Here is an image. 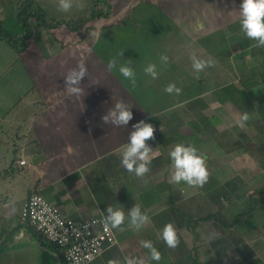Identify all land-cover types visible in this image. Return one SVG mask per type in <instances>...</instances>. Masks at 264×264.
Masks as SVG:
<instances>
[{
	"label": "rangeland",
	"instance_id": "374dc122",
	"mask_svg": "<svg viewBox=\"0 0 264 264\" xmlns=\"http://www.w3.org/2000/svg\"><path fill=\"white\" fill-rule=\"evenodd\" d=\"M27 1L0 0L3 28L15 37L23 32L18 14ZM32 1L34 11L70 24L48 31L30 20L28 46L46 31L50 40L59 39L57 45L63 49L76 44L78 49L88 47L96 59L88 61L93 71L82 78L78 96L67 91L63 77L40 82L36 76L37 85L48 90L43 101H51L52 109L47 116L56 110L57 115L83 118L91 116V105L83 113L79 102L113 105L122 100L133 113L129 122L144 120L155 128V139L147 141L154 156L150 171L139 177L147 188L119 191L120 200L127 202L122 206L126 217L134 206L128 202L140 198L137 205L147 210L150 219L137 230L128 226L126 218L124 233L117 236V251L93 264H126V257L144 258L147 264H196L195 259L200 264H264V47L255 46L256 41L241 31L242 0H107L112 16L92 20H88L92 12L102 7L96 0H72L67 12L59 10V0ZM11 48L0 39V109L8 107L7 101L17 102L28 87L14 57L17 51ZM39 51L27 47L19 54L27 52L36 65ZM193 54L216 63L197 73ZM162 55L168 57L166 63ZM112 59L116 67L110 70ZM150 63L156 65V79L144 71ZM121 65L134 70L135 85L119 73ZM169 83L181 89L179 95L164 91ZM61 103L70 108L61 110ZM244 113L249 119L241 126ZM128 136L113 142L125 144ZM177 143L194 145L205 156L209 178L202 187L169 182L173 172L169 151ZM155 198L158 204L149 205ZM213 214L218 221H199ZM169 222L180 236L175 249L161 237ZM142 240H151L161 252L159 262L149 259Z\"/></svg>",
	"mask_w": 264,
	"mask_h": 264
},
{
	"label": "crops",
	"instance_id": "0c3cea01",
	"mask_svg": "<svg viewBox=\"0 0 264 264\" xmlns=\"http://www.w3.org/2000/svg\"><path fill=\"white\" fill-rule=\"evenodd\" d=\"M51 36L44 31V35L40 33L29 43L30 49L40 50L35 57L36 65L27 52L22 55L16 52L14 57L28 79L27 91L17 102L7 101L8 107L0 109V264H65L60 252L22 220L23 208L33 192L59 206L67 217L80 220L106 215L108 205L126 206L124 198L120 200L121 190L147 188L139 177L115 162L120 161L119 149L124 143L115 145L113 141L127 139L133 130L129 125L133 124L131 121L118 127L102 121L101 117L114 104L79 102L77 107L83 113L91 105L88 118L73 119L57 115L56 110L47 116L52 109L51 101H43L48 90L37 85L36 76L40 82L42 78L54 82L81 63L89 73L93 70L88 61L94 59V52L88 47L78 49L76 44L73 49H63L57 45L59 39L52 41ZM83 44L88 46L87 42ZM65 105L61 103L59 108L68 110L70 107ZM21 160L26 163L21 165ZM140 202L139 198L128 203L133 206ZM157 202L156 198L151 199L149 205ZM141 210L147 212L143 207ZM113 229L117 236L124 233ZM125 231L127 234L128 229ZM116 251L114 246L99 258Z\"/></svg>",
	"mask_w": 264,
	"mask_h": 264
},
{
	"label": "clouds",
	"instance_id": "9594fccd",
	"mask_svg": "<svg viewBox=\"0 0 264 264\" xmlns=\"http://www.w3.org/2000/svg\"><path fill=\"white\" fill-rule=\"evenodd\" d=\"M59 10L63 12L69 11L73 7L72 0H59ZM240 26L241 31L250 40L256 41L258 47H264V0H242L239 6ZM163 63H166L168 57L162 55L160 57ZM192 68L197 73L202 72L206 67L215 65V61L211 58L205 60L197 57L195 54L191 57ZM109 69L116 67V60L112 59L108 64ZM145 73L150 75L152 79L158 77L156 65L154 63L148 64ZM119 73L129 80L133 85L136 83V74L134 70L127 65L119 67ZM87 76V68L84 64H78L72 68L64 77L67 91L70 94L80 95L82 87L80 82L83 77ZM164 91L168 94L175 92L180 94L181 89L175 83H169L165 86ZM133 113L129 107L122 100L115 102L112 108L108 109L101 119L105 124L111 123L114 126H127L132 120ZM249 116L244 113L239 120L241 126L243 122L247 121ZM133 130L129 133L128 142L119 149L120 162L123 168L134 173L137 177H144L150 171L152 162L153 148L147 143L148 140L155 139V128L151 123L140 120L135 123ZM169 156L172 161L173 172L170 176L169 182L173 184L186 183L192 187H202L209 178V172L206 166V158L198 152L194 145H185L183 143L175 144L169 151ZM104 221L110 224L112 228L123 231L126 218L128 219V226L139 230L145 226L149 221L147 212L141 210V207L135 204L127 211L121 207L114 208L108 205ZM161 237L167 247L175 249L180 244V236L178 235L175 225L171 222L167 223L161 232ZM142 248L149 252V259L159 262L162 258L161 252L154 246L151 240L140 241ZM126 264H147L144 258L126 257ZM109 264H119L118 261H110Z\"/></svg>",
	"mask_w": 264,
	"mask_h": 264
},
{
	"label": "built area",
	"instance_id": "2783aa9c",
	"mask_svg": "<svg viewBox=\"0 0 264 264\" xmlns=\"http://www.w3.org/2000/svg\"><path fill=\"white\" fill-rule=\"evenodd\" d=\"M25 160L20 164L24 165ZM105 215L85 219L67 217L61 208L39 192H33L22 211V220L38 236L56 245L65 264H91L118 244L117 235Z\"/></svg>",
	"mask_w": 264,
	"mask_h": 264
},
{
	"label": "trees",
	"instance_id": "16d2710c",
	"mask_svg": "<svg viewBox=\"0 0 264 264\" xmlns=\"http://www.w3.org/2000/svg\"><path fill=\"white\" fill-rule=\"evenodd\" d=\"M96 2L97 4H100L102 7L98 10H94L92 12L91 17L88 20L101 18V17L107 18L112 16V8L107 0H96ZM33 7H34L33 1L28 0L27 5L23 7V10L18 14L19 24L23 27V32L17 37L13 36L9 31L5 30L3 28V22L2 20H0V39L6 41L13 49H15L19 53L23 52L28 47L27 41L31 37L33 30L30 20L34 19L38 26L48 31L54 28H59L60 26L63 25L69 26L70 24L68 21L65 20H55L53 18H50L47 15V13H45L44 11H40V10L34 11ZM18 37L20 38L21 43L18 40ZM248 45H249L248 43H245V47H248ZM218 220H219L218 217L213 214V215L201 217L199 221L207 222V221H218ZM238 220L239 217H237L236 221ZM39 237L42 240H44V242H46L48 245H50L54 249H57L62 255L63 251L59 249L56 245L50 243L41 236ZM194 261L196 264H200L196 259Z\"/></svg>",
	"mask_w": 264,
	"mask_h": 264
}]
</instances>
